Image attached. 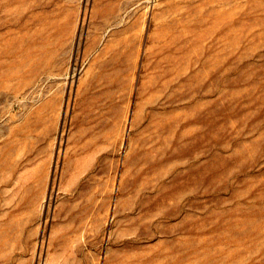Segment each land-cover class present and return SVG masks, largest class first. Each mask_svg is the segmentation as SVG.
<instances>
[{
    "label": "rangeland",
    "instance_id": "obj_1",
    "mask_svg": "<svg viewBox=\"0 0 264 264\" xmlns=\"http://www.w3.org/2000/svg\"><path fill=\"white\" fill-rule=\"evenodd\" d=\"M0 264H264V0H0Z\"/></svg>",
    "mask_w": 264,
    "mask_h": 264
}]
</instances>
